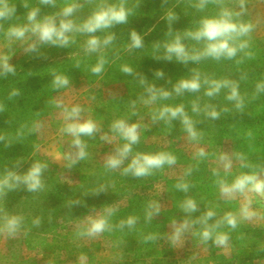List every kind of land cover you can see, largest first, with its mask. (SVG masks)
I'll list each match as a JSON object with an SVG mask.
<instances>
[{"label": "rangeland", "instance_id": "1", "mask_svg": "<svg viewBox=\"0 0 264 264\" xmlns=\"http://www.w3.org/2000/svg\"><path fill=\"white\" fill-rule=\"evenodd\" d=\"M231 1L224 0V6L230 8ZM250 1L245 7L252 4ZM6 3L14 12L0 20V56L9 57L15 73L0 75V131L36 135L34 152L53 163L52 185L40 190L52 192L47 198L54 202L26 194L12 203L10 190L0 196V215L23 217L17 234L0 232V264H264V193L249 194L251 209L259 214L256 218L241 220L234 229L227 224L216 228V232L228 234L227 245H216L213 240L202 242L200 223H193L179 243L174 245L170 240L174 225L197 221L209 209L215 212L209 225L226 213L239 214L245 198L223 196L219 181L231 184L237 176L252 172L264 179V90H258V85H264V0H258L253 13L239 18L254 25L250 36L243 38L248 41L243 51L232 59L205 58L196 64H184L175 57L164 59V44L179 34L190 53L202 51L205 42L185 33L198 29L203 18L216 16L221 7L216 3H209L201 11L195 6L198 0H123L127 22L96 32L101 40L108 35L114 37L96 53L85 52L86 33H69L67 46L42 43L31 31L22 39H9L6 33L12 26L31 28L27 16L33 9H38L37 21L55 17L59 23L63 9L75 4L69 19L81 24L102 4L119 5L121 0ZM170 13L175 17L172 20L168 19ZM134 31L142 37L141 48H130ZM32 45L35 50H30ZM101 58L105 61L103 70L93 73ZM125 66L132 69L131 74L122 70ZM194 68L200 74V90L177 95L174 86L190 79ZM157 72L163 75L157 76ZM56 75L67 77L69 85L54 87ZM142 78L145 83H141ZM205 78L234 82L242 105L237 107L235 101L226 98L228 88L213 97L206 96L209 85L203 83ZM148 85L172 94L146 105L141 98H147ZM194 103L201 111L193 112ZM76 105L83 110L81 120H93L100 130L91 137H81L88 155L71 164L70 154L76 150L73 138L63 131V108ZM178 105L184 106L194 122L197 140H189L179 119L153 122V114L163 106ZM206 106L214 108L218 118L207 116ZM119 119L139 124L140 135L124 163L112 170L105 166L107 157L126 143L111 128ZM199 149L206 153L204 157L196 155ZM158 152L172 153L176 163L143 177L123 174L137 153ZM221 155L232 161L227 171ZM178 184H187V191ZM80 186L88 189L94 206L81 202L72 207V201L78 200L71 195H76ZM17 188L28 190L26 186ZM59 192L63 201L57 199ZM189 198L197 204V210L190 214L181 207ZM152 204L159 206L158 213L150 208ZM108 209H113L108 217L110 231L93 238L79 234L89 217L106 215ZM149 212H153L151 219ZM130 217L135 219L132 226L126 223ZM36 220L39 224L34 223Z\"/></svg>", "mask_w": 264, "mask_h": 264}, {"label": "clouds", "instance_id": "2", "mask_svg": "<svg viewBox=\"0 0 264 264\" xmlns=\"http://www.w3.org/2000/svg\"><path fill=\"white\" fill-rule=\"evenodd\" d=\"M42 3L50 4L54 0H41ZM209 3H216L221 5L220 11L214 17H205L200 21L199 28L192 32L185 33V36L190 37L196 41H204V48L202 51H194L190 53L184 43L182 37L177 34L174 39L164 44L165 55L164 59L172 60L175 57L176 60L181 63L187 64L189 61L198 62L201 59L212 58L220 60L221 58L232 59L238 52L243 51L248 46V41L243 39L250 36L254 25L250 22H244L239 18L246 11V0H238L239 11H235L224 6V0H198L195 5L198 10H203ZM76 5L72 4L65 7L60 14L63 18L57 20L55 17H45L42 21H37L38 9H33L28 13L27 19L31 23V28L28 26H12L7 30V37L9 39H22L25 33L31 31L37 39L46 44L67 46L70 42L69 33L80 32L89 34V38L85 43L86 53H96L101 50L102 46L109 45L113 36L108 35L103 40L94 35L96 32L110 28L116 24H123L127 22L128 11L125 9L123 0L119 5L102 4L98 7L93 14L81 24H76L72 19H69L76 10ZM14 12V8H10L6 0H0V20L9 18ZM175 17L170 13L169 20ZM2 27V25H0ZM143 46L142 37L135 31L131 33L130 48H141ZM30 50H35V46H30ZM8 56H0V75L14 74L15 69L8 63ZM105 61L103 58L99 63L92 68L93 73H100L103 70ZM125 73L131 74L132 69L125 66L122 69ZM194 75L190 79L180 80L173 88V91L177 95H182L184 92H198L201 88V78L199 72L193 70ZM162 72H157V76H162ZM141 83H145L143 78ZM203 83L209 85L205 95L213 97L217 95L222 88L230 89L227 99L236 102V106L242 105V98L239 95L238 87L234 82L228 80H209L205 78ZM54 87L61 88L69 85L67 77L62 75H56L53 81ZM258 90H264V85H258ZM147 98H141L142 102L146 105L155 103L158 99H167L171 96V92L164 90L163 88H156L154 85H148L145 89ZM17 93H13L16 95ZM57 106H61L60 102H57ZM135 102H133V107ZM82 108L79 105L63 108V115L66 121L63 131L70 135L72 139V146L75 148V152L70 154L69 159L71 164H75L78 160L85 159L88 155L86 151L87 145L81 139L82 136L91 137L97 133L100 129L96 122L91 119L81 120ZM201 109L197 104H193V112H199ZM205 114L211 118H218L219 113L211 106H206ZM153 122L163 120L166 123L172 120L179 119L184 127V130L188 134V138L191 141L198 139L199 134L194 127V122L186 114L183 105L178 106H163L158 112L152 116ZM139 124H129L123 119H119L113 122L111 128L112 131L118 134L126 143L116 149L114 155H109L105 161L106 168L115 170L119 168L124 160L129 156L132 151V146L139 142ZM106 138V137H105ZM2 139V137H0ZM199 157H204L206 153L203 149H199L196 153ZM243 159V158H241ZM220 161L223 168L227 171L232 166V161L227 155H221ZM176 163V157L169 152H158L155 154L137 153L130 161V163L123 169V174H132L136 177H143L151 175L153 170L161 169L164 165H174ZM70 164V166H71ZM242 167H248L246 164H242ZM47 165L41 162H35L29 168V170L19 175L16 172L8 171L5 175L0 176V196H3L7 190H11L18 187L20 184L26 186L29 191H38L43 188L42 174ZM264 172V168L261 169ZM220 185L221 194L228 198H235L237 195H241L245 198V202L242 204L239 214L226 213L221 220L215 222V224L209 225L208 221L215 216V212L209 209L202 217L197 221L184 220L179 225H174L173 233L170 237L171 242L175 245L179 243L185 232L189 230L193 223H200L203 225V229L200 232L201 240L207 243L209 240H213L216 245H227L228 234L216 232L222 224H227L231 228H236L237 224L241 220H251L256 218L259 214L251 209V198L249 196L252 192L264 193V179H260L255 172L251 174H242L235 178V180L228 184L221 180L218 182ZM178 188L187 191V184H178ZM182 210L185 213H192L197 210L196 201L189 198L182 204ZM150 208L154 212H159V206L156 204L150 205ZM2 212V210H0ZM113 209H108L106 215H100L95 218L89 217L87 225L83 231H80V235L87 236L89 238L97 237L104 231L111 230V224L108 217L112 214ZM153 212L148 213V218L151 219ZM23 222V217L18 215H0V232H6L8 235H15L20 231ZM39 224V220L34 221ZM125 222L122 221L121 225ZM127 225L132 226L135 223L134 218H129L126 221Z\"/></svg>", "mask_w": 264, "mask_h": 264}, {"label": "trees", "instance_id": "3", "mask_svg": "<svg viewBox=\"0 0 264 264\" xmlns=\"http://www.w3.org/2000/svg\"><path fill=\"white\" fill-rule=\"evenodd\" d=\"M197 28L199 27L197 26ZM200 61L193 63L196 64ZM196 69L197 68H194V70ZM0 137H2V139H0V176L5 175L8 171H13L19 175H23L29 170L32 164L35 162H41L47 165L42 174V181L43 187L48 189L49 186L52 185L53 181V175L51 171L53 163L48 158L41 157L39 154L34 152L35 144L38 142L36 135L27 134V132L20 133L19 131H7V133L4 134L2 131H0ZM20 186L23 187L25 185L20 184L19 187ZM87 191L88 189L85 186H80L77 188V194L71 195L75 196L78 200L72 201L73 208L75 204L77 206L80 205L81 202L86 205L94 206V202H92L94 198H90L91 195L90 193H87ZM51 193L52 192H49L48 190L29 191L25 188H13L9 191V197L11 198V201H13L12 203H15V201L20 199L22 196H26V194L28 196H40L44 202L51 203L54 201L51 198H47L48 194ZM56 196L58 197V200H64L63 193L59 192Z\"/></svg>", "mask_w": 264, "mask_h": 264}, {"label": "crops", "instance_id": "4", "mask_svg": "<svg viewBox=\"0 0 264 264\" xmlns=\"http://www.w3.org/2000/svg\"><path fill=\"white\" fill-rule=\"evenodd\" d=\"M251 2H252L251 5L245 7L246 11L244 12V14H251V13H253L254 8H255L256 4L258 3V0H252V1H250V3ZM260 3H261V1H260ZM230 9H233L235 11H239L240 10L239 5L236 6V1L235 0H232L231 1Z\"/></svg>", "mask_w": 264, "mask_h": 264}]
</instances>
